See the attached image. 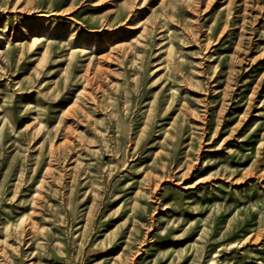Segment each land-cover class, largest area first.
I'll return each mask as SVG.
<instances>
[{"label":"rangeland","instance_id":"1","mask_svg":"<svg viewBox=\"0 0 264 264\" xmlns=\"http://www.w3.org/2000/svg\"><path fill=\"white\" fill-rule=\"evenodd\" d=\"M0 264H264V0H0Z\"/></svg>","mask_w":264,"mask_h":264}]
</instances>
